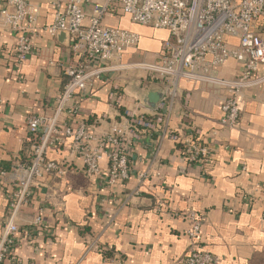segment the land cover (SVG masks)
<instances>
[{
  "label": "crops",
  "instance_id": "1",
  "mask_svg": "<svg viewBox=\"0 0 264 264\" xmlns=\"http://www.w3.org/2000/svg\"><path fill=\"white\" fill-rule=\"evenodd\" d=\"M26 1L38 12L36 55L16 64L17 38L0 24V168L7 172L21 160L30 161L27 119L55 114L68 82L63 69L77 60L67 38L45 31L54 21L49 0ZM86 12L89 25L93 7L86 6ZM103 23L140 35L139 47L125 53L124 64L158 63L170 38L168 31L135 24L118 9ZM240 70L231 60L219 73L233 78ZM139 72L107 75L77 93L71 104L76 113L61 116V123L75 129L85 124L102 136L122 123L124 112L155 117L158 112L148 110L143 98L164 91V82ZM225 98L224 91L181 82L169 129L142 130L131 140L133 173L115 185L105 182L108 160L100 177H90L72 153V139L50 146L47 159L66 174L36 182L31 201L18 214L16 246L4 264H185L193 246L187 236L190 211L203 216L195 243L199 250L222 264H264V85L244 92L234 129L221 124ZM176 131L209 146L214 160L205 166L189 163L183 146L171 139ZM147 172L141 184L138 174ZM14 192L8 173L0 179V237ZM39 215L42 225L35 226Z\"/></svg>",
  "mask_w": 264,
  "mask_h": 264
},
{
  "label": "built area",
  "instance_id": "2",
  "mask_svg": "<svg viewBox=\"0 0 264 264\" xmlns=\"http://www.w3.org/2000/svg\"><path fill=\"white\" fill-rule=\"evenodd\" d=\"M54 21L45 28L53 38L66 34L76 61L64 67L68 82L56 102L52 117L31 115L27 119L32 153L30 161L17 162L10 172L0 168V179L8 173L13 176L15 189L11 211L0 237V264L11 256L19 227L17 217L29 204L38 180L66 171L47 159V150L63 139L70 138L72 153L82 159L84 171L90 177L102 175V163L109 161L106 176L108 185L129 180L132 139L142 130L157 126L169 129L173 110L180 93V83L201 84L226 93L221 107L223 127L234 129L241 117L240 101L247 90L264 85V0H49ZM93 7L89 25L86 6ZM122 11L135 24L166 30L170 38L164 43L158 63L137 62L124 64L126 52L137 49L140 35L133 31L107 26L106 14ZM0 24L17 38L16 64L23 65L36 55L32 39L38 32L37 8L26 0H4L0 9ZM241 65L239 75L226 78L219 70L229 61ZM123 71H143L164 82L163 100L154 117L124 112L122 123L109 134L97 136L83 124L75 129L60 121L61 116H72L71 106L77 93L87 91L107 75ZM146 116L152 118L146 119ZM171 139L183 146V155L191 164L209 165L214 151L207 145L180 131L172 132ZM149 173H139L141 184ZM160 206V205H159ZM192 222L187 232L193 246L185 264H222L216 255L199 250L203 216L190 211ZM39 215L35 226H41Z\"/></svg>",
  "mask_w": 264,
  "mask_h": 264
},
{
  "label": "water",
  "instance_id": "3",
  "mask_svg": "<svg viewBox=\"0 0 264 264\" xmlns=\"http://www.w3.org/2000/svg\"><path fill=\"white\" fill-rule=\"evenodd\" d=\"M59 38L66 39L67 35L61 34L59 35ZM164 96H165V93L162 90L151 91L147 93L146 95H144L143 104L148 110L154 112L157 110L158 105L163 100Z\"/></svg>",
  "mask_w": 264,
  "mask_h": 264
},
{
  "label": "rangeland",
  "instance_id": "4",
  "mask_svg": "<svg viewBox=\"0 0 264 264\" xmlns=\"http://www.w3.org/2000/svg\"><path fill=\"white\" fill-rule=\"evenodd\" d=\"M148 62H150V61H148ZM139 73H142L141 75H144V76H148L149 74L148 73H146V72H139ZM150 76V75H149Z\"/></svg>",
  "mask_w": 264,
  "mask_h": 264
},
{
  "label": "trees",
  "instance_id": "5",
  "mask_svg": "<svg viewBox=\"0 0 264 264\" xmlns=\"http://www.w3.org/2000/svg\"><path fill=\"white\" fill-rule=\"evenodd\" d=\"M146 119H147V120H150V119H152V118H150V117L146 116ZM5 171H6V170H5ZM9 171H10V170H9Z\"/></svg>",
  "mask_w": 264,
  "mask_h": 264
}]
</instances>
